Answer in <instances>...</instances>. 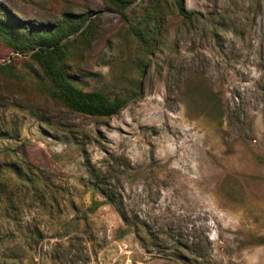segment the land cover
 Listing matches in <instances>:
<instances>
[{
	"label": "rangeland",
	"instance_id": "374dc122",
	"mask_svg": "<svg viewBox=\"0 0 264 264\" xmlns=\"http://www.w3.org/2000/svg\"><path fill=\"white\" fill-rule=\"evenodd\" d=\"M126 1L124 20L105 0H0L23 25L90 15L85 90L141 82L84 117L0 43V264H264V0H182L190 18L169 0L150 58L132 34L150 0Z\"/></svg>",
	"mask_w": 264,
	"mask_h": 264
},
{
	"label": "trees",
	"instance_id": "16d2710c",
	"mask_svg": "<svg viewBox=\"0 0 264 264\" xmlns=\"http://www.w3.org/2000/svg\"><path fill=\"white\" fill-rule=\"evenodd\" d=\"M127 19L124 11L130 2L126 0H105ZM169 0H150L144 17L132 34L150 58L154 54L156 40ZM174 10L183 18H190L182 0H176ZM90 15L80 18L70 13L62 21L52 25L21 24L3 5L0 4V43L17 54L31 53L33 71L40 80L39 89L51 102L62 108L88 118L109 119L118 115L131 101L141 94V82H133L126 98L111 99L102 91H87L79 82L77 64L85 57L95 36ZM146 65L142 67L144 76ZM13 75L11 65H0V74ZM102 186H106L101 183ZM99 185V186H101ZM112 202V196L103 193ZM102 203L94 204L99 208ZM124 218V214L121 211Z\"/></svg>",
	"mask_w": 264,
	"mask_h": 264
}]
</instances>
